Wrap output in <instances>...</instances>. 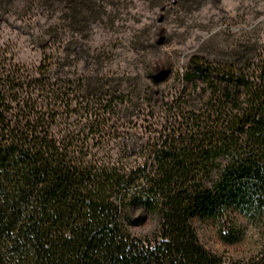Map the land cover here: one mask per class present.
Segmentation results:
<instances>
[{
	"label": "trees",
	"instance_id": "trees-1",
	"mask_svg": "<svg viewBox=\"0 0 264 264\" xmlns=\"http://www.w3.org/2000/svg\"><path fill=\"white\" fill-rule=\"evenodd\" d=\"M59 4L68 31L87 27L92 1ZM79 59L97 64L77 49L32 70L0 59V264H264V250L225 261L194 225L264 208V60L194 59L188 76L204 78L211 110L151 123L147 137L137 89L124 95L97 69L64 76L61 60ZM148 214L157 228L139 235ZM234 230L221 240L237 242Z\"/></svg>",
	"mask_w": 264,
	"mask_h": 264
},
{
	"label": "rangeland",
	"instance_id": "rangeland-1",
	"mask_svg": "<svg viewBox=\"0 0 264 264\" xmlns=\"http://www.w3.org/2000/svg\"><path fill=\"white\" fill-rule=\"evenodd\" d=\"M60 1L0 0V59L32 70L44 55L54 61L75 49L96 58L97 64L61 60V71L73 77L97 69V78L124 95L136 88L131 101L145 111H134L132 119L146 127L147 137L153 134L151 123L164 125L169 116L177 126L181 115L211 110L204 78L188 76L194 59L213 67L238 66L245 59L254 69L263 64L264 0H90L92 16L82 31L67 30L69 12ZM227 217L197 218L200 243L227 262L255 259L264 250V208L255 219L233 212ZM144 218L133 231L149 236L157 220L151 214ZM227 229L239 233L237 242L221 240L219 232Z\"/></svg>",
	"mask_w": 264,
	"mask_h": 264
}]
</instances>
